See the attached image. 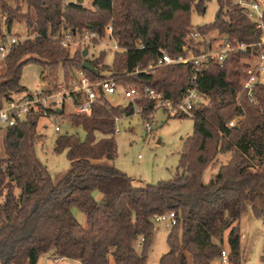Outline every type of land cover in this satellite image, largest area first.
Masks as SVG:
<instances>
[{
    "label": "trees",
    "instance_id": "1",
    "mask_svg": "<svg viewBox=\"0 0 264 264\" xmlns=\"http://www.w3.org/2000/svg\"><path fill=\"white\" fill-rule=\"evenodd\" d=\"M82 1L0 0V42L11 35L15 22L25 19L32 30L3 58L0 108L29 91L21 78L30 63L42 68L49 85L60 70L70 83L82 69L92 81L116 77L122 87L148 86L174 102L183 97L192 63L151 66L163 52L177 56L184 46L194 47L188 38L191 13L193 8L203 12L208 0H93L92 7ZM218 5L214 21L197 29L226 36L233 46H252L231 50L223 63L210 64L200 83L208 101L193 110V133L184 140L172 178L136 185L115 165L116 118L133 114L130 102L114 105L101 95L90 114L70 115L72 126L85 137L57 136L54 151H67L70 160V169L57 182L36 153L44 138L37 131L39 115L0 127V264H36L44 254L80 264H110L111 259L147 264L153 218L170 212L176 224L160 264H211L222 258L225 241L226 264H244L240 219L250 206L255 216L264 217L257 203L264 196V83L257 84L254 102L242 90V81L246 60L264 49V43L258 44L263 31L238 2L218 0ZM108 25L119 47L111 65L104 62V50L90 59L83 56L88 46L62 44L67 34L81 38L90 31L106 37ZM85 61L96 71L85 68ZM137 104L143 107V118L155 112L152 100ZM220 155L230 157L205 182V171L217 165ZM95 191L102 193L100 201ZM75 207L85 213L87 226L76 218ZM138 240L141 252L135 247Z\"/></svg>",
    "mask_w": 264,
    "mask_h": 264
},
{
    "label": "rangeland",
    "instance_id": "2",
    "mask_svg": "<svg viewBox=\"0 0 264 264\" xmlns=\"http://www.w3.org/2000/svg\"><path fill=\"white\" fill-rule=\"evenodd\" d=\"M234 1L238 2L239 0ZM82 2L86 7H92L93 5V0H83ZM218 6V0H208L203 12H199L193 8L191 13L192 28L213 22ZM12 32L14 35L25 39L32 30H28L24 19L21 22L14 23ZM205 37L213 40L215 43H219L222 40V35L217 32L207 33ZM80 45L89 47V54L86 57L90 59L96 58L100 51H106L104 62L108 65L112 64L114 54L119 50L115 47V42L108 38L100 39L97 44L86 41ZM77 46L78 44H73L69 47L75 49ZM4 71V59L0 55V75ZM41 74L42 68L37 63H30L23 69L21 84L29 91L50 87ZM58 77L53 85L54 91L61 90V86H70L72 81L69 83L65 80L62 70L59 71ZM106 97L114 105H126L129 103L120 94L107 95ZM65 112V115L58 119L61 125L59 132L55 130L57 123L52 116L41 117L37 125L38 133L44 135V138L36 144V153L49 168L55 182L60 180L70 169L67 151L61 153L54 151L57 136L64 133H79L82 138L85 137V133L80 128L73 127L71 124L70 115L76 113L73 108L69 105L66 107ZM153 115V130L151 132H147L145 120L139 114L123 116L117 120L115 137L118 144V157L115 160V165L131 176L136 185L157 183L161 180L172 178L178 169L184 140L188 135L193 133L194 121L192 117L168 116L161 108L157 109ZM2 132L3 129L0 128V148L2 147ZM229 157V155H220L217 158V165L209 167L205 171L204 181L207 182L211 175L217 172L218 166L226 162ZM94 195L98 201L102 199L100 191H95ZM257 203L264 208V196ZM73 212L76 218L84 226H87L85 213L76 207L73 209ZM240 226L243 234L241 249L244 264H264V217L255 216L250 206L248 211L241 217ZM170 230L171 226H167L165 221L155 222V235L148 252L147 264H160L161 257L169 250L167 236ZM135 247L138 252H141L142 241L138 240L135 243ZM224 248L228 250L227 241H225ZM52 258L53 256L44 254L40 256L36 264H54L55 262ZM56 264L76 263L67 260ZM110 264L117 263L111 259ZM211 264L226 263H223L222 259L219 258Z\"/></svg>",
    "mask_w": 264,
    "mask_h": 264
},
{
    "label": "built area",
    "instance_id": "3",
    "mask_svg": "<svg viewBox=\"0 0 264 264\" xmlns=\"http://www.w3.org/2000/svg\"><path fill=\"white\" fill-rule=\"evenodd\" d=\"M238 3L244 7V13L253 20L256 28L263 31L262 40L258 44L264 43V1L263 0H239ZM106 33L109 37H100L96 32L86 31L81 38H77L71 34H67L62 39V44L69 47L73 44H83L92 39H111L112 26L106 27ZM26 38V37H25ZM188 38L194 43V47L184 46L183 52L177 56L163 52L151 68L170 65V64H186L192 63V72L189 78V85L183 97L174 102L167 99L163 93L145 86H129L122 87L118 83L116 77H108L99 81H92L82 69L76 70V77L70 86H61V90L54 91L53 85L47 88H39L35 91H28L23 96H13L5 101L0 108V127L13 126L18 122H25L31 116L39 115L41 117H54L56 121L55 130L59 132L61 125L58 122L59 117L65 115L66 107L71 106L78 114H90L94 104L98 102L101 95L120 94L126 98L134 106L133 114H139L143 117V107L137 104L140 99H149L154 101V111L163 109L168 116H185L191 117L193 110L200 104L207 102V96L200 89V83L204 79L212 62L223 63L227 53L234 49L246 50L251 44L237 43L233 46L227 42L226 36H222L219 43L205 37L197 28H192L188 34ZM24 38L16 35H8L4 41L0 42V55H7L12 46L20 44ZM114 41V40H113ZM115 42V41H114ZM115 47L119 49L115 42ZM246 62L249 64L245 77L242 81V90L256 102L254 91L259 83H264V49L250 58ZM61 109L62 114H58L57 110ZM154 114V113H153ZM151 114L145 120L147 132L153 130L154 115ZM121 117H117L116 121ZM236 120H232L229 126H234ZM117 131V129H116ZM155 222L165 221L167 226L173 227L176 224V215L174 212L157 214L153 218ZM222 262H228V251L222 250ZM55 264L62 262L64 258L54 257ZM80 264V263H79Z\"/></svg>",
    "mask_w": 264,
    "mask_h": 264
},
{
    "label": "water",
    "instance_id": "4",
    "mask_svg": "<svg viewBox=\"0 0 264 264\" xmlns=\"http://www.w3.org/2000/svg\"><path fill=\"white\" fill-rule=\"evenodd\" d=\"M87 54H88V49H84V51H83V56H86ZM83 66H84L85 68H88V69H91V70L96 71V68H95L93 65H91L88 61H85V62L83 63ZM57 113H58V114H62L63 111H62L61 109H58V110H57Z\"/></svg>",
    "mask_w": 264,
    "mask_h": 264
},
{
    "label": "crops",
    "instance_id": "5",
    "mask_svg": "<svg viewBox=\"0 0 264 264\" xmlns=\"http://www.w3.org/2000/svg\"><path fill=\"white\" fill-rule=\"evenodd\" d=\"M70 1H74V0H70ZM11 35H14L13 34V32H11ZM20 37V36H19ZM108 37V36H107ZM88 54H89V50H88ZM1 58L3 59L4 57H2L1 56ZM242 236H243V234H242ZM53 259V258H52ZM64 261H67V259H64L62 262H64ZM69 261V260H68ZM71 262H74V263H76V264H79V262H77V261H71ZM53 264V263H52ZM55 264V263H54Z\"/></svg>",
    "mask_w": 264,
    "mask_h": 264
}]
</instances>
